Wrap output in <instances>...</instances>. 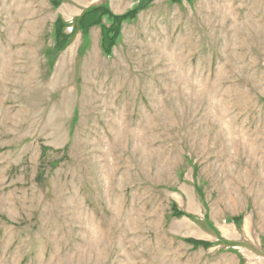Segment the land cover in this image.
Instances as JSON below:
<instances>
[{
  "label": "rangeland",
  "instance_id": "1",
  "mask_svg": "<svg viewBox=\"0 0 264 264\" xmlns=\"http://www.w3.org/2000/svg\"><path fill=\"white\" fill-rule=\"evenodd\" d=\"M0 264H264V0H0Z\"/></svg>",
  "mask_w": 264,
  "mask_h": 264
},
{
  "label": "trees",
  "instance_id": "2",
  "mask_svg": "<svg viewBox=\"0 0 264 264\" xmlns=\"http://www.w3.org/2000/svg\"><path fill=\"white\" fill-rule=\"evenodd\" d=\"M136 10L137 9H132L123 14H114L104 5H95L93 7H88L84 10L82 15L78 18L77 24L82 29L89 28V26L92 25L100 24L103 30L105 31L104 39H110V41H112L113 38H116L117 34L119 33V29L122 22L128 18L134 17ZM105 15L110 16L114 20L110 28H105V25L102 24V19ZM190 241L195 242L197 244L203 243V241L201 240L190 239Z\"/></svg>",
  "mask_w": 264,
  "mask_h": 264
}]
</instances>
